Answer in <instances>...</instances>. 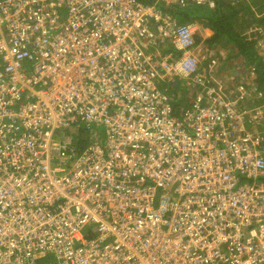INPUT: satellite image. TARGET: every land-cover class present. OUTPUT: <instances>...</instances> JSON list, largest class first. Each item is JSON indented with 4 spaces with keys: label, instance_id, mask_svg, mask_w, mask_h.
Here are the masks:
<instances>
[{
    "label": "built area",
    "instance_id": "obj_1",
    "mask_svg": "<svg viewBox=\"0 0 264 264\" xmlns=\"http://www.w3.org/2000/svg\"><path fill=\"white\" fill-rule=\"evenodd\" d=\"M153 1L0 0V264H264L257 69Z\"/></svg>",
    "mask_w": 264,
    "mask_h": 264
},
{
    "label": "trees",
    "instance_id": "obj_2",
    "mask_svg": "<svg viewBox=\"0 0 264 264\" xmlns=\"http://www.w3.org/2000/svg\"><path fill=\"white\" fill-rule=\"evenodd\" d=\"M139 1L148 5L154 4L153 0ZM228 2V0H217V7L214 10L189 4L192 12L180 14L175 8L169 9V12L184 24L193 21L202 22L212 32V36L207 41L208 46L218 53L226 54L228 61L243 59L246 64L255 66L258 72L255 83L264 92V64L258 56L255 43L247 36L252 27H264V0H249L234 7ZM177 108L178 112L184 109L181 106ZM82 131L84 130L75 135V146L79 151L86 147L90 138V135L84 136Z\"/></svg>",
    "mask_w": 264,
    "mask_h": 264
},
{
    "label": "rangeland",
    "instance_id": "obj_3",
    "mask_svg": "<svg viewBox=\"0 0 264 264\" xmlns=\"http://www.w3.org/2000/svg\"><path fill=\"white\" fill-rule=\"evenodd\" d=\"M190 5H188L186 8H182V7H178V6H175V7H172V8H175V9H178L177 11L180 13V14H186L185 12L189 13V12H192V9L189 8ZM192 7V6H191ZM200 7V6H198ZM171 8V9H172ZM180 8V9H179ZM205 8V7H204ZM170 9V10H171ZM233 62V61H231ZM238 68H241V63L240 62H237L236 65L233 63L231 64L230 61H227V64L224 66V68H222V73H221V76L222 78L226 77L227 79H235V78H240L239 77V72H238ZM229 81V80H228ZM165 86V85H163ZM182 102V103H181ZM181 102H176V105L177 107L178 106H181V107H187L188 106V103H187V100L186 98L185 99H182ZM96 133L97 134H101L102 136V139H101V142L102 144L104 145L105 144V141H106V129L103 127V126H97L96 127ZM82 134L86 137H88V133H86L85 131H82ZM76 135V134H75ZM76 140V138H75Z\"/></svg>",
    "mask_w": 264,
    "mask_h": 264
},
{
    "label": "crops",
    "instance_id": "obj_4",
    "mask_svg": "<svg viewBox=\"0 0 264 264\" xmlns=\"http://www.w3.org/2000/svg\"><path fill=\"white\" fill-rule=\"evenodd\" d=\"M228 4H230V6H232L230 1L228 2ZM232 7H234V6H232ZM208 9H209V8H208ZM209 10H212V9H209ZM207 34H208V35H211L212 32L208 29V30H207ZM233 62H234V61H233ZM233 62H231V64H232ZM236 62H237V61H236ZM234 63H235V62H234ZM234 63H233V65H234ZM237 83H238V81H237ZM185 98H187L188 100H191L188 96H185ZM191 102H192V101H191ZM187 103H188V106L191 104V103L188 102V101H187Z\"/></svg>",
    "mask_w": 264,
    "mask_h": 264
}]
</instances>
